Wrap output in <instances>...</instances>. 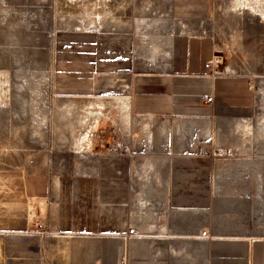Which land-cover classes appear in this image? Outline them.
Returning a JSON list of instances; mask_svg holds the SVG:
<instances>
[{
	"label": "rangeland",
	"instance_id": "374dc122",
	"mask_svg": "<svg viewBox=\"0 0 264 264\" xmlns=\"http://www.w3.org/2000/svg\"><path fill=\"white\" fill-rule=\"evenodd\" d=\"M230 4V0H0L1 264L7 262L3 251L11 232L25 230L26 221L41 216V202L24 196L27 177L34 179V189L44 181L51 189L63 190L65 198L77 196L65 189H75L81 179H95L98 205H109V220L112 216L107 227L88 226L96 233L86 238L38 227L45 234L43 245L37 247L38 264H83L79 256L86 250L110 246L116 264L138 263L128 256V249H135L142 236L137 222L147 219L152 200L140 189H128L132 197L128 211L122 213L121 204L105 202L103 176L106 170L119 172L126 163L135 166L134 156L150 152L163 132L169 147L188 136L176 120L131 116L124 120L117 101L127 96L125 84L133 74L167 63L176 37L211 38L217 69L248 77L252 115L212 124L211 132L220 131V140L202 147L220 170L223 189H240L250 207L256 203L264 207V28L256 16L264 6L259 9L248 2L237 10L234 1L237 11H231ZM92 100H100L104 108L97 112L89 138L78 143L77 136L86 135L65 127V111L73 106L79 113ZM145 202L146 212L139 208ZM241 228L264 234V218L260 226L247 223ZM129 229L135 235L127 238ZM105 230L108 235H100Z\"/></svg>",
	"mask_w": 264,
	"mask_h": 264
},
{
	"label": "crops",
	"instance_id": "0c3cea01",
	"mask_svg": "<svg viewBox=\"0 0 264 264\" xmlns=\"http://www.w3.org/2000/svg\"><path fill=\"white\" fill-rule=\"evenodd\" d=\"M234 1L230 0L231 11H236ZM213 59L211 38L176 37L166 64L137 72L125 84L124 99L130 103L127 120L130 116L176 120L188 133L182 144L172 147L164 139L165 132L161 133L162 140L153 141L150 152L134 156L138 159L135 166L126 163L119 172L106 170L103 176L105 202L121 204L122 213L128 211L126 205L132 197L128 189H140L152 200L147 219L137 222L142 236L135 249H128V256L137 264H264V234L259 229L246 232L241 228L247 223L260 226L264 207L258 203L250 207L240 189H223L220 170L211 164L213 157L199 152L204 143L220 140V131L211 132L212 124L246 120L253 113L248 77L219 71ZM205 96L211 98L210 103L203 101ZM96 122L89 126V134ZM89 134L77 136V142ZM177 137L174 141L178 142ZM25 182L24 196L32 203L41 202V216L26 221L25 230L11 232L8 249L3 251L4 264H38L37 247L43 245L45 235L38 227H46L51 234L86 238L96 233L88 226L112 224L109 205H98L95 179H81L75 189H65L68 195H77L66 198L61 196L63 190L51 189L44 181L39 189H34L31 177ZM139 208L146 212V202ZM59 226L71 230L56 229ZM107 231L100 235L107 236ZM200 231H205L208 239L201 238ZM86 251L79 256L83 264H116L111 246L104 251Z\"/></svg>",
	"mask_w": 264,
	"mask_h": 264
},
{
	"label": "bare ground",
	"instance_id": "6f19581e",
	"mask_svg": "<svg viewBox=\"0 0 264 264\" xmlns=\"http://www.w3.org/2000/svg\"><path fill=\"white\" fill-rule=\"evenodd\" d=\"M248 2L253 3L259 9H261V6H264V0H236L235 7L237 8V10H239L238 8H240L242 5L245 6V4ZM252 11L256 12L254 9H252ZM263 11H259L258 14H256V16L259 17V19L261 20L262 24H264ZM118 101H120V103H119V107L118 106L117 107L121 109V112L125 116V120H126L129 117V104L127 103L128 101L124 98L119 99ZM95 104H96L95 106L91 108H89L90 107L89 106L86 109L80 111L79 113H77V111L75 110L76 107L74 108L73 106H71L66 108L65 112L67 114V118L65 120L67 121L68 124L66 123L65 127H68L72 133H76L78 130H83L84 134L87 136L89 134L88 131L90 130L89 126L94 124L96 120L99 119L97 112L99 110H103L104 108L100 100H97Z\"/></svg>",
	"mask_w": 264,
	"mask_h": 264
},
{
	"label": "built area",
	"instance_id": "2783aa9c",
	"mask_svg": "<svg viewBox=\"0 0 264 264\" xmlns=\"http://www.w3.org/2000/svg\"><path fill=\"white\" fill-rule=\"evenodd\" d=\"M207 67V66H206ZM203 101L205 103H210L211 102V98L210 97H203ZM200 151L203 153L205 150L203 149H200ZM204 154V153H203ZM217 158H220V150H219V153L215 156ZM135 235V232L133 229H129L128 231H126L125 233V236L128 238V237H131V236H134ZM200 237L203 238V239H208V236L206 235L205 231H200Z\"/></svg>",
	"mask_w": 264,
	"mask_h": 264
}]
</instances>
